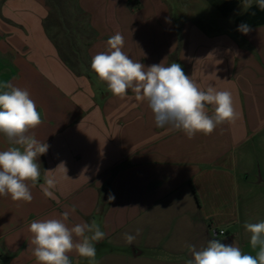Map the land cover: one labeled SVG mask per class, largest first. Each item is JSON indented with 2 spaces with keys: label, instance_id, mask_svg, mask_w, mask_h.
Wrapping results in <instances>:
<instances>
[{
  "label": "crops",
  "instance_id": "1",
  "mask_svg": "<svg viewBox=\"0 0 264 264\" xmlns=\"http://www.w3.org/2000/svg\"><path fill=\"white\" fill-rule=\"evenodd\" d=\"M202 1L218 19L231 20L232 37L215 44L217 67H190L186 56L183 71L202 90L230 91L237 117L192 139L157 127L147 102L131 90L112 95L91 69L92 45L84 62L73 45L64 55L48 37H36L38 17L20 19L21 26L10 21L25 3L5 4L0 83L29 91L43 121L29 135L49 148L36 160L41 177L29 182L32 201L0 197V264H37L30 223L66 211L69 227L95 219L106 233L95 243L98 264H186L188 245L201 249L214 238L255 255L244 225L264 220V9L256 0L247 9L245 0ZM248 13L245 34L236 21ZM9 146L0 133V150ZM61 163L66 173L56 169ZM47 175L59 181L51 197L42 188ZM125 233L136 235L133 244ZM68 255L72 264H88Z\"/></svg>",
  "mask_w": 264,
  "mask_h": 264
},
{
  "label": "clouds",
  "instance_id": "2",
  "mask_svg": "<svg viewBox=\"0 0 264 264\" xmlns=\"http://www.w3.org/2000/svg\"><path fill=\"white\" fill-rule=\"evenodd\" d=\"M256 3L264 9V0H256ZM251 4L252 0H245L244 8L251 7ZM238 30L246 34L250 29L242 23ZM106 43L108 50L92 57L91 69L100 81L106 82L112 95L124 98L131 90L136 100L146 101L157 127L167 126L192 139L197 133L210 135L218 125L237 117L230 91L217 90L214 86L200 89L175 62L167 66L161 62L146 67L134 61L123 51L125 41L119 32L109 37ZM208 106L213 107L211 115L208 114ZM42 122L27 89L10 82L0 83V133L10 145L6 150H0V197L8 196L18 202L32 201L29 182L35 186L40 179V164L36 160L46 154L49 145L29 133ZM61 167L66 173L63 163L56 169ZM58 182L55 175H47L42 185L44 194L53 196L51 190L57 187ZM114 199L110 193L108 200ZM71 211H75L74 206ZM69 215L66 211L61 218L33 220L30 223V243L37 264H72L68 254L73 251L86 258L88 264H98L95 243L103 240L106 233L95 219L69 227L66 223ZM244 227L251 234L250 246L255 255L243 253L234 243L226 245L214 238L201 249L188 245L192 259L186 264H264V220L245 223ZM139 232L137 229L136 235ZM136 235L125 233L124 239L133 244Z\"/></svg>",
  "mask_w": 264,
  "mask_h": 264
},
{
  "label": "rangeland",
  "instance_id": "3",
  "mask_svg": "<svg viewBox=\"0 0 264 264\" xmlns=\"http://www.w3.org/2000/svg\"><path fill=\"white\" fill-rule=\"evenodd\" d=\"M8 1L25 3L10 13V21L20 25L24 17H38L42 23L35 25L41 30L32 31L36 37H48L64 55L72 53L73 45L82 62L87 45L95 54L107 51V40L119 32L123 51L146 67L175 62L184 70L186 56L190 67H217L215 44L232 37L231 20L218 19L202 0H0V17Z\"/></svg>",
  "mask_w": 264,
  "mask_h": 264
},
{
  "label": "trees",
  "instance_id": "4",
  "mask_svg": "<svg viewBox=\"0 0 264 264\" xmlns=\"http://www.w3.org/2000/svg\"><path fill=\"white\" fill-rule=\"evenodd\" d=\"M247 17H249V13L243 18L237 19L236 26L239 27L243 23V21L246 20Z\"/></svg>",
  "mask_w": 264,
  "mask_h": 264
},
{
  "label": "built area",
  "instance_id": "5",
  "mask_svg": "<svg viewBox=\"0 0 264 264\" xmlns=\"http://www.w3.org/2000/svg\"><path fill=\"white\" fill-rule=\"evenodd\" d=\"M220 233H221V234H223V233H224V231H221Z\"/></svg>",
  "mask_w": 264,
  "mask_h": 264
}]
</instances>
